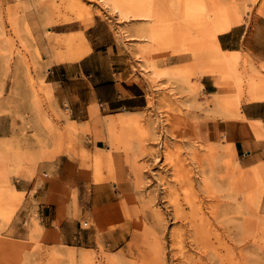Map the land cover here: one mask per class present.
<instances>
[{
  "label": "rangeland",
  "instance_id": "obj_1",
  "mask_svg": "<svg viewBox=\"0 0 264 264\" xmlns=\"http://www.w3.org/2000/svg\"><path fill=\"white\" fill-rule=\"evenodd\" d=\"M97 1L82 0L81 10L69 0H0V143L23 154L30 173L23 178L7 168L13 190L0 188V264H79L83 252L93 264H188L201 257L205 264H264V184L211 129L238 117L239 102H264V61L229 53L218 40L238 25L264 36V0H144L147 12H156L147 22H126ZM210 25L223 31L212 38ZM149 65H156L158 78ZM115 76L143 89L142 108L112 111L93 98L94 85ZM209 79L213 95L201 85ZM250 125L256 137L264 133L259 122ZM160 134L170 153L162 168L148 155ZM116 136L119 144L111 142ZM195 136L201 146L190 164ZM108 159L118 164L115 176ZM135 166L147 169L141 178ZM29 182L32 193L38 185L57 192V225L76 221L75 238L40 227L19 191ZM170 197L184 206L176 220ZM189 214L197 217L187 223ZM199 215L210 234L198 248L189 226Z\"/></svg>",
  "mask_w": 264,
  "mask_h": 264
},
{
  "label": "crops",
  "instance_id": "obj_2",
  "mask_svg": "<svg viewBox=\"0 0 264 264\" xmlns=\"http://www.w3.org/2000/svg\"><path fill=\"white\" fill-rule=\"evenodd\" d=\"M218 40L221 48L229 53L237 51L243 54L247 52L252 61L257 63L264 61V36H261L259 31H250L247 25L234 27L231 31L220 35ZM179 63L182 62L174 64ZM117 76L120 77L121 73ZM117 76L102 85L95 84L92 91L93 98L112 111L122 108H142L145 104L143 89L135 83L128 84L125 81H118ZM201 85L207 95L216 93V86L210 79L207 82H202ZM221 95H223L222 92ZM250 122H259L261 130L264 132V102H239L238 117H227L224 122L212 124L211 129L213 133L219 131L220 135H224V138L231 142L235 156L243 168L253 173L258 178V183L264 184V140H262L264 137H256ZM61 179L60 164L57 162L53 172V182L58 185ZM26 185L28 186L25 189L19 191L25 194L28 211L30 214H34L40 227L47 231H60L64 240L75 238L71 233L74 227H77L76 221L64 219L59 226L57 225L58 208L57 202H55L58 196L57 192H49L50 188L38 185L32 193L31 182ZM262 203H264V197H262Z\"/></svg>",
  "mask_w": 264,
  "mask_h": 264
},
{
  "label": "bare ground",
  "instance_id": "obj_3",
  "mask_svg": "<svg viewBox=\"0 0 264 264\" xmlns=\"http://www.w3.org/2000/svg\"><path fill=\"white\" fill-rule=\"evenodd\" d=\"M252 3H254L255 2V0H250ZM97 2H100L101 4H103L104 6H106L107 8H111L112 10H113V12H115L116 14H117V16L120 18V19H123V20H125L126 22H130V21H134V22H136V21H148L147 20V18H154L155 17V15H156V12L155 11H149V12H151V13H149V12H147L149 9H146L145 8V4H144V0H98ZM68 4H70V6H77L78 7V9L79 8H81V10L83 9V5H82V0H69V3ZM49 9V8H48ZM89 11V10H88ZM110 11V10H109ZM148 13V14H147ZM24 14H25V12H24ZM28 14V13H27ZM115 15V14H114ZM16 19L18 18V17H15ZM27 18V17H26ZM24 19V21H25V18H23ZM27 22V21H26ZM47 22V21H46ZM24 24H25V22H24ZM18 27V26H17ZM16 28V27H15ZM208 29H207V33L210 35V36H212V38H214L216 35H217V33H219V32H221V31H223V29H218L215 25H210V28H209V26L207 27ZM218 53H220V54H222V55H225V52L223 51V50H221V49H219L218 50ZM141 59H143L142 57H141ZM149 67H150V69H151V74L155 77V78H158L159 76H160V73L158 72V70H156V65H149ZM204 74L206 73V74H211V75H213L214 74V72L212 71V70H205L204 72H203ZM213 97V96H212ZM212 99H214V103H217V104H219V102H220V98L217 96H215L214 98H212ZM96 110V109H95ZM93 111V110H92ZM94 112V111H93ZM96 112V111H95ZM92 114V113H91ZM160 133V132H159ZM156 134V133H155ZM157 135V134H156ZM153 136V135H152ZM159 136V135H158ZM157 136V137H158ZM206 136V135H205ZM154 137V136H153ZM160 137H162L161 136V134H160V136L158 137V140L160 139ZM196 137V136H195ZM260 137H264V133H262L260 136H258V138H260ZM164 138V137H163ZM200 137H196L195 139L197 140H195L194 139V141L193 142H191V145H190V147H189V149H188V162L190 163V161H192V162H194V163H196V153H197V147H199V146H201V144H199L198 142V139H199ZM153 139V138H152ZM151 139V140H152ZM157 139V138H156ZM156 139H153L154 141V144H156L157 142H158V140H157V142L155 141ZM123 139H122V137L121 136H116V137H114L113 138V140L111 141L112 143L113 142H115V144H119L121 141H122ZM262 140H264V139H262ZM201 141H202V139H201ZM156 142V143H155ZM149 144H151V143H149ZM158 145V147H157V149L155 150L154 148L156 147L155 145H154V147H152L153 149H154V151H152V149H150L151 148V146H150V152L148 153V155H149V159H150V163L151 164H153L154 166H158L159 165V163L162 161V159L163 160H168V159H170V157H169V155H170V153H168V151L166 150V152H165V144H163V141H162V139H160L159 140V142L157 143ZM165 145V146H164ZM198 145V146H197ZM229 145H230V148H231V150H232V148H233V145L231 144V142L229 143ZM146 146H148L147 144H146ZM168 147V146H167ZM148 148L146 149L147 151H148ZM169 148V147H168ZM167 148V149H168ZM183 148V147H182ZM138 149H142V148H138ZM144 149V148H143ZM176 149V148H175ZM221 149H222V147H221ZM179 151V150H178ZM234 151V150H233ZM233 151H232V154H234L233 153ZM138 152V151H137ZM137 152H136V155H137ZM144 152V151H143ZM139 153V152H138ZM165 153V154H164ZM210 154H212V155H215V153H216V149H211V152H209ZM141 154V153H140ZM139 154V155H140ZM223 154V153H222ZM134 155V157H132V159L133 158H138V160H139V157L140 156H135V154H133ZM132 155V156H133ZM184 155V154H183ZM143 156V155H142ZM144 156H146V155H144ZM143 156V157H144ZM216 156V155H215ZM225 156V155H224ZM182 157H184V156H182ZM142 158V157H141ZM145 158V157H144ZM165 158V159H164ZM114 159V158H113ZM116 159V158H115ZM127 159V158H126ZM146 159V158H145ZM134 160V159H133ZM132 160V161H133ZM142 160H144V159H142ZM147 160V159H146ZM31 161H34V157H31ZM113 161L114 160H112V159H108V161H107V167H108V169L111 171V174H113L114 175V173H113V169H116V167H118V166H115V168H113L112 166H113V164H115V163H113ZM141 161V160H140ZM24 162H25V156L23 155V154H21L20 152H17V151H9V150H7V147H6V144L5 143H0V188L1 187H3L5 190H8V191H12L13 190V188H12V185H11V183H10V178L8 177V169L7 168H11V173H13V174H15V175H18V176H20V177H23V178H28V177H30V173H29V171L28 170H26L24 167H25V165H24ZM136 162V161H135ZM120 163H121V161H120ZM133 163V162H132ZM140 163V162H139ZM139 163H138V165H139ZM149 163V164H150ZM133 164H135V163H133ZM141 164V163H140ZM162 164L163 163H161L160 165L162 166ZM179 164H180V162H179ZM185 164V166H186V163H184ZM191 164V163H190ZM115 165H118V164H115ZM147 165V164H146ZM160 165L158 166V167H160ZM140 166V165H139ZM139 166H135L134 167V170H135V173L138 175V177H140L139 175L141 174V171H142V169L144 168H142V167H139ZM147 166H149V165H147ZM173 166H175L174 164H173ZM188 166V165H187ZM111 167H112V169H111ZM146 167V166H145ZM152 167V166H151ZM151 167H150V169H151ZM164 167V166H163ZM178 167H181L180 165H178ZM147 168V167H146ZM160 168H162V167H160ZM145 169V168H144ZM118 170V169H117ZM145 170H147V169H145ZM157 170V169H156ZM159 170V169H158ZM162 170H164V169H162ZM177 170V169H176ZM181 170V169H180ZM183 170V169H182ZM116 171V170H115ZM149 171V170H148ZM151 171H152V169H151ZM186 171V170H185ZM187 171H188V169H187ZM186 171V172H187ZM120 172H121V170H120ZM119 171H118V173H120ZM158 173H160L161 172V170H160V172L159 171H157ZM116 173H117V171H116ZM115 173V174H116ZM117 173V174H118ZM122 173V172H121ZM120 173V174H121ZM153 173V172H152ZM156 173V172H155ZM155 173H153V175L155 174ZM162 173V172H161ZM183 173V172H182ZM190 173H191V170H190ZM116 174V175H117ZM148 174V173H147ZM186 174V173H185ZM119 175V174H118ZM123 175V174H122ZM145 175V174H144ZM144 175H142V176H144ZM152 175V176H153ZM188 175H189V173H188ZM192 175V174H191ZM115 176V175H114ZM121 176V175H120ZM155 176V175H154ZM158 176H160V174L158 175ZM122 177V176H121ZM161 177V176H160ZM183 177V176H182ZM137 178V177H136ZM141 178V177H140ZM162 178V177H161ZM179 178V177H178ZM181 178V177H180ZM121 179V178H120ZM165 179V178H164ZM164 179H163V181H164ZM154 180V179H153ZM156 180V179H155ZM157 180H158V178H157ZM142 182H144V180H141ZM140 181V182H141ZM162 181V180H161ZM163 181H162V183H163ZM175 181V180H174ZM177 181V180H176ZM181 181V180H180ZM139 182V178H138V181H137V183ZM141 182V183H142ZM155 182V181H154ZM178 182V181H177ZM185 182V181H184ZM201 182H202V184L204 185V186H206L207 185V183L206 182H208V180L207 179H204L203 178V180L201 179ZM200 182V183H201ZM240 182V181H239ZM160 183V182H159ZM156 184V183H155ZM184 184V183H183ZM202 184H201V187H202ZM67 185H68V183H67ZM146 185V184H145ZM151 185V184H150ZM163 185H165V183H163ZM179 185V184H178ZM141 186H143V185H141ZM158 186V185H157ZM180 186V185H179ZM188 187H191V186H189V185H187ZM208 186V185H207ZM164 187V186H163ZM167 186H165V188H166ZM181 187H183V185L181 186ZM154 188V187H153ZM193 188H195L194 186H193ZM159 189H160V187H159ZM164 189V188H163ZM171 189V188H170ZM179 189V188H178ZM204 189H205V187H204ZM147 190V189H146ZM153 190V189H152ZM155 191H156V189H155ZM164 191V190H163ZM166 191V190H165ZM164 191V192H165ZM169 191V190H168ZM167 191V192H168ZM185 191H187L188 192V190H185ZM185 191H183V192H185ZM132 192V191H131ZM157 192V191H156ZM174 192V191H173ZM187 192H185V193H187ZM145 193V192H144ZM155 193V192H154ZM159 193V192H158ZM177 194L179 193V192H176ZM184 193V194H185ZM160 194H162L161 192H160ZM164 194H166V193H164ZM169 194V193H168ZM168 194H166V195H168ZM157 195V194H156ZM159 195V194H158ZM171 195H172V193H171ZM180 195V194H179ZM188 195H189V193H188ZM190 195H191V193H190ZM155 196V195H154ZM150 197V196H149ZM148 197V198H149ZM156 197V196H155ZM159 197H160V195L157 197L158 199H159ZM166 197V196H165ZM167 198H168V196H167ZM178 197H170V199H169V203L173 206V208H174V215H172V216H174V218H175V220H176V218H177V215L181 212V210H184L183 209V207L181 208V205H179V202H178V199H177ZM181 197H179V199H180ZM191 198V197H190ZM154 199V198H153ZM164 199V198H163ZM189 198H186V200H187V203L186 204H188L187 206H191V211H192V208L194 207V203H193V201L191 200L190 201V199L188 200ZM145 201V200H144ZM156 201V200H155ZM160 201V200H159ZM184 201V200H183ZM133 202V201H132ZM137 202V201H136ZM158 202V201H157ZM166 202V201H165ZM135 203V202H134ZM147 203V202H146ZM153 203V202H152ZM185 203V202H184ZM183 203V204H184ZM148 204V203H147ZM150 204V203H149ZM161 204V203H160ZM185 204V205H186ZM250 204V203H249ZM134 205V204H133ZM155 205V204H154ZM251 205H253V204H251ZM131 207V206H130ZM154 207V206H153ZM152 207V208H153ZM157 207V206H156ZM170 206L168 205V208H169ZM201 207V206H200ZM135 208H136V206H135ZM142 208H143V206H142ZM148 208H151V207H149L148 206ZM158 209H159V207H157ZM171 208V207H170ZM187 208H189V207H187ZM155 209V208H154ZM195 209V208H194ZM193 209V210H194ZM160 210H162L161 209V207H160ZM168 210V209H167ZM170 210V209H169ZM130 211H131V208H130ZM165 211H166V209H165ZM172 211H173V209H172ZM171 212V211H170ZM169 212V213H170ZM185 212V211H184ZM182 213V216L183 217H185L186 219H188L187 217V214L185 215V213ZM151 213H153V212H151ZM208 213V212H207ZM214 213V212H213ZM160 214L161 213H159V212H157L156 213V215L158 216L157 218H156V220L157 219H159V216H160ZM166 214H167V212H166ZM181 214V213H180ZM191 214H196V213H191ZM203 214V213H202ZM212 214V213H211ZM134 215V214H133ZM142 215V214H141ZM190 215V214H189ZM197 215V214H196ZM192 216V215H190L189 217L191 218H189V220H187V223H188V221H190V222H193V220H195V218L193 219L192 217H197V216ZM162 216L165 218V216L162 214L161 216H160V218L162 219ZM192 216V217H191ZM198 217H200V215L198 216ZM202 217V216H201ZM200 217V220L198 221V220H196V221H198L199 223L197 224V225H194L193 223H192V225L191 226H189V227H191L192 229V234H193V240L194 241H196L194 244L196 245V247H203V246H205L206 244H207V242H208V237H206V236H208L207 234H210V233H208L207 231V228H206V230L204 229V232H203V229H202V226L205 228V226L203 225V224H205L203 221H205L203 218H201ZM204 217V216H203ZM172 218V217H171ZM197 219V218H196ZM163 220V219H162ZM162 220H158V221H162ZM165 220V219H164ZM181 220L182 219H180V222H181ZM184 220V219H183ZM182 220V221H183ZM186 221V220H185ZM179 222V221H178ZM162 223V222H161ZM159 224V222H158V227L161 225V227H163L162 226V224ZM166 223V222H165ZM164 223V224H165ZM195 223H197V222H195ZM184 224H185V222H184ZM190 225V224H189ZM186 226H188V224L186 225ZM206 227H208V226H206ZM210 230H211V228H210ZM190 232V233H191ZM203 232V233H202ZM207 232V233H206ZM191 234V235H192ZM183 235V234H182ZM190 235V234H189ZM213 235V234H212ZM180 236V235H179ZM214 236V235H213ZM217 236V235H216ZM175 237V236H174ZM181 237V236H180ZM207 238V239H206ZM211 238V237H210ZM218 238V237H217ZM191 239V238H190ZM175 240V239H174ZM178 240V239H177ZM177 240H176V243H178L177 242ZM181 240V239H180ZM188 240V239H187ZM211 240V239H210ZM190 242V241H189ZM181 243V242H180ZM209 243H210V241H209ZM214 244V243H213ZM216 245V244H215ZM208 246V245H207ZM207 246L205 247V248H207ZM177 247V246H176ZM195 247V248H196ZM178 249V248H177ZM205 250V249H204ZM203 251V250H202ZM206 251H208V250H206ZM235 251V250H234ZM237 251V250H236ZM180 253V252H179ZM202 253V252H201ZM204 253V252H203ZM211 253V252H210ZM163 254V253H162ZM205 254H207L206 252H205ZM174 255V254H173ZM203 255V254H202ZM205 256V255H204ZM207 256V255H206ZM222 256V255H221ZM121 257V256H120ZM175 257H177V256H175ZM180 257V256H179ZM188 257H186V259H187ZM202 258V257H201ZM201 258H199V261L196 263V261L195 262H193L192 261V259H191V263H189L188 262V264H205V262L203 263L200 259ZM205 258V257H204ZM174 259V258H173ZM176 259V258H175ZM163 260V259H162ZM166 260V259H165ZM172 260V259H171ZM178 260V259H177ZM188 260H190L189 258H188ZM121 261V260H120ZM187 261V260H186ZM215 261H216V259H215ZM150 263V262H149ZM187 262H185V264H186ZM214 263V262H213ZM218 263V262H217ZM79 264H93V261H92V257H90L86 252H83V253H81L80 255H79ZM109 264H118L117 263V260H110V263ZM120 264V263H119ZM152 264V263H151Z\"/></svg>",
  "mask_w": 264,
  "mask_h": 264
}]
</instances>
